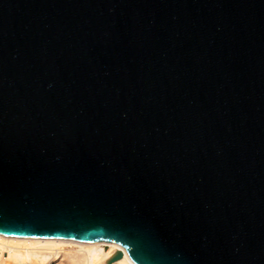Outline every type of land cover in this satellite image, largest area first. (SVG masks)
<instances>
[{
	"label": "water",
	"instance_id": "95a60500",
	"mask_svg": "<svg viewBox=\"0 0 264 264\" xmlns=\"http://www.w3.org/2000/svg\"><path fill=\"white\" fill-rule=\"evenodd\" d=\"M0 235L264 264V0H0Z\"/></svg>",
	"mask_w": 264,
	"mask_h": 264
},
{
	"label": "bare ground",
	"instance_id": "6f19581e",
	"mask_svg": "<svg viewBox=\"0 0 264 264\" xmlns=\"http://www.w3.org/2000/svg\"><path fill=\"white\" fill-rule=\"evenodd\" d=\"M113 243L64 239L16 238L0 235V264H100L117 249ZM112 264H131L127 256Z\"/></svg>",
	"mask_w": 264,
	"mask_h": 264
},
{
	"label": "built area",
	"instance_id": "2783aa9c",
	"mask_svg": "<svg viewBox=\"0 0 264 264\" xmlns=\"http://www.w3.org/2000/svg\"><path fill=\"white\" fill-rule=\"evenodd\" d=\"M50 264H57V262H55V261H52Z\"/></svg>",
	"mask_w": 264,
	"mask_h": 264
}]
</instances>
